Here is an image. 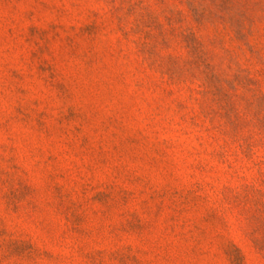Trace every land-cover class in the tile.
Masks as SVG:
<instances>
[{"label": "rangeland", "instance_id": "374dc122", "mask_svg": "<svg viewBox=\"0 0 264 264\" xmlns=\"http://www.w3.org/2000/svg\"><path fill=\"white\" fill-rule=\"evenodd\" d=\"M0 264H264V0H0Z\"/></svg>", "mask_w": 264, "mask_h": 264}]
</instances>
